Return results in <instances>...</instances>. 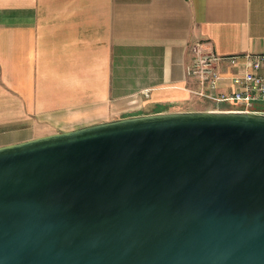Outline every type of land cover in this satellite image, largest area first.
Returning <instances> with one entry per match:
<instances>
[{"label": "water", "instance_id": "obj_1", "mask_svg": "<svg viewBox=\"0 0 264 264\" xmlns=\"http://www.w3.org/2000/svg\"><path fill=\"white\" fill-rule=\"evenodd\" d=\"M0 264H264V110L133 113L0 144Z\"/></svg>", "mask_w": 264, "mask_h": 264}, {"label": "crops", "instance_id": "obj_2", "mask_svg": "<svg viewBox=\"0 0 264 264\" xmlns=\"http://www.w3.org/2000/svg\"><path fill=\"white\" fill-rule=\"evenodd\" d=\"M196 41L239 54L217 62L215 90L230 92L244 53L264 51V0H0V144L133 113L241 106L190 73Z\"/></svg>", "mask_w": 264, "mask_h": 264}, {"label": "built area", "instance_id": "obj_3", "mask_svg": "<svg viewBox=\"0 0 264 264\" xmlns=\"http://www.w3.org/2000/svg\"><path fill=\"white\" fill-rule=\"evenodd\" d=\"M194 50L189 71L200 81L208 84L207 95L217 100L233 99L242 102L237 108L257 109L252 106L253 103L264 100V51L244 53L246 61L242 71L232 76L235 87L228 92L215 90L222 76L217 62L220 59H230L235 62L239 54L220 53L203 41L194 42Z\"/></svg>", "mask_w": 264, "mask_h": 264}, {"label": "rangeland", "instance_id": "obj_4", "mask_svg": "<svg viewBox=\"0 0 264 264\" xmlns=\"http://www.w3.org/2000/svg\"><path fill=\"white\" fill-rule=\"evenodd\" d=\"M252 106L253 107L255 106L257 109H264V100H259V102L257 101L255 103H253Z\"/></svg>", "mask_w": 264, "mask_h": 264}]
</instances>
